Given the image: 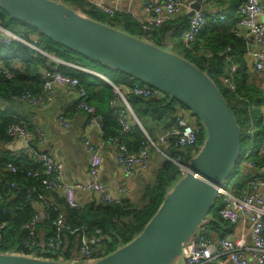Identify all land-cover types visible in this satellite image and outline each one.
Returning a JSON list of instances; mask_svg holds the SVG:
<instances>
[{
	"label": "trees",
	"instance_id": "obj_1",
	"mask_svg": "<svg viewBox=\"0 0 264 264\" xmlns=\"http://www.w3.org/2000/svg\"><path fill=\"white\" fill-rule=\"evenodd\" d=\"M240 1L220 0L219 2L222 5H225V3L227 5L228 3L225 8L220 10L224 14V21L204 28L189 48L183 47V54L172 51L183 56L202 71H205L219 90L220 85L223 87L224 91L220 90V92L234 112L236 121L241 129V135L243 127L248 135L252 132V129L255 130V134L251 139L253 143L251 153L255 154L256 152L258 155L259 143L264 132L261 124V107L264 103V97L250 81V73L244 59L245 48L243 40L237 38L231 31L238 20L237 9ZM60 2L72 7L80 14L136 37L138 36L135 31H139L154 41L164 43L166 32L174 29L171 35L173 46L179 43L176 39L180 35V29L188 26V16L181 15L165 22L160 28L153 29L150 33H144L136 19L129 13L116 10L114 13L109 14L96 8L86 0H60ZM101 17L116 22L118 26L102 20ZM48 41L49 44L47 46H39L43 51L65 62L99 72L121 90L135 83L134 80L136 79L118 69L84 57L52 40L48 39ZM155 45L159 46L158 44ZM226 56H230L232 63L236 66L232 78L235 91L227 89L220 80L222 76H226L230 67V63L225 60ZM85 61L99 64L102 66L103 71L90 68L84 63ZM0 63L13 73V77L10 79L0 74L1 101L12 103L13 99L19 98L24 93L33 95L39 93L43 84L41 72L43 69L56 65L58 71L77 77L86 89L88 94L87 101L94 105L96 111L102 117L103 138L106 140L108 137L117 136L120 133L114 108L110 106V100L115 97L113 88L103 78L75 67L56 63L51 58L41 53H35L30 48L17 42H12L8 45L0 43ZM138 82L142 84L141 81ZM124 94L141 126L154 141L175 123L179 113L177 103L186 107L163 92L159 97L150 98L126 92ZM75 106L76 102L69 106L66 112H70ZM13 123L23 125L21 118L16 117L10 107H6L3 110L0 109V141L11 139L6 134V130ZM26 128L29 129L28 127ZM194 131L197 137V144L201 146L205 139V131L199 120L198 126H194ZM121 140L130 150L135 151L146 138L140 127L136 125L130 132L122 134ZM199 145L187 149L186 154L174 152V150L178 149L171 146L160 145L159 148L169 157L186 164V161L188 162L191 157L189 152H198ZM151 155L155 159L160 154L152 149ZM7 162L16 164L19 171L16 174H12L4 170ZM253 162L256 167L262 166L264 165V158L260 162L255 160ZM0 167V222H6L2 230L0 246H6L7 249H18L23 254H28L27 251L30 249H26L22 245V240L26 235L24 226L35 214L37 203L41 202L42 206L41 204L40 206L44 213L40 223H44L49 228V233L45 236L44 241L56 235L57 229L53 222L58 217H61L64 223L71 228L68 231L62 229L61 233V236L67 241V246L60 254L67 261L73 256L83 237L94 239L92 246L98 249V254L95 258L105 256L119 246L128 243L142 231L145 224L157 211L166 192L182 176L178 166L163 156L159 161L156 159L151 170L149 169V176L141 184L138 195L133 201L125 198L105 204L92 200L76 209H72L65 204L63 197L57 192L45 190L41 184L40 177L27 175V171L38 169L37 164L28 162L23 156L14 158L13 156L2 154L0 155ZM247 176L248 174H244L243 179L247 178ZM9 182H14L17 187H11ZM244 185L243 182L237 188L239 192ZM31 201L35 203V207ZM47 201L51 202V204L47 205ZM208 221L209 228L217 232H221L227 226V223L219 218L218 208ZM39 246L41 247V243ZM39 249L38 247L33 249L36 251V257L49 259V256L42 253Z\"/></svg>",
	"mask_w": 264,
	"mask_h": 264
},
{
	"label": "built area",
	"instance_id": "obj_2",
	"mask_svg": "<svg viewBox=\"0 0 264 264\" xmlns=\"http://www.w3.org/2000/svg\"><path fill=\"white\" fill-rule=\"evenodd\" d=\"M55 1L60 2V0ZM86 1L100 10L112 14L117 10L116 6L120 0H110L109 7L94 0ZM194 1L143 0V13L136 18V21L144 33H150L153 29L160 28L167 21L181 15H187L190 5ZM214 1L218 8H205L204 11L194 10L191 16L187 15L188 26L183 34L184 47L189 48L197 35L208 25L224 21V14L220 12L224 7L220 6V0ZM237 13L238 20L231 31L237 38L243 40L245 61L255 72H262L264 71V0H241ZM28 37H21L0 25V43L6 45L12 42L21 43L35 53H41L51 58L56 63L80 68L43 51L38 46L39 39L33 37L31 33H28ZM225 60L230 63V67L226 76H222L220 80L222 85H225L227 89L235 91L232 78L236 66L232 63L230 56H226ZM0 74L8 79L13 77L12 71L8 70L1 63ZM41 79L43 82L41 91L34 95L30 93L22 94L19 97L22 103L27 105L49 103L54 97V85L73 88L77 93L76 107L88 115L87 126L89 128L97 127L99 130H102V117L95 107L87 101L88 94L86 89L77 77L58 71L56 65H54L43 69ZM111 85L115 97L110 100V106L114 108L120 133L117 136L108 137L106 141L115 147L116 161L122 167L124 174L131 175L136 167L147 170L150 165L151 150L154 149L157 153L175 163L181 175H184L186 164L169 157L159 147L160 145H165L175 149H190L197 145L194 127L189 123L185 115L178 113L175 123L154 141L141 126L124 92L150 98L159 97L162 95V91L138 82L132 86H126L124 90H121L113 83ZM57 120L61 126L68 125L67 119L62 115H59ZM261 124L264 129V111ZM136 125L140 127L146 140L142 141L135 151H132L121 140V136L130 132ZM6 134L12 139H21L24 144L21 152H14L11 156L14 158L23 156L28 162L38 165V169L27 171V175L40 177L43 188L61 195L69 208L76 209L80 206L76 197L78 190L91 193L95 197V200L101 203L110 204L118 200L107 192L100 181V151L96 145L91 143L87 134L84 135L82 141L89 154L88 174L92 180L88 184L76 185L68 184L64 181V164L41 148L44 137L39 128L34 127L33 130H30L20 123H13L8 126ZM258 154L264 156V132L259 143ZM245 166L248 168L256 167L254 162H249ZM256 168L262 171V176H250L240 192L238 190L233 192L228 191L223 185L217 188L215 199L220 201L218 216L223 222L237 226L240 229L238 236L235 238L224 236V234L210 229L209 221L204 219L194 234L182 246V254L186 264H264V193H262L264 190V165ZM5 170L16 174L19 168L13 162H7ZM9 185L17 187L14 182H9ZM114 185L117 193L121 196L129 194L130 189L128 185H125L120 180L115 181ZM33 205L35 207L34 202ZM35 208V214L24 226L26 235L22 240V245L30 250L39 248L41 243L40 239H38V225L43 218L44 212L41 213L38 206ZM53 224L56 226L57 233L41 244L43 246L41 252L48 256L61 257L60 253L67 246L66 239L61 236L62 229L68 231L71 228L64 223L61 217H58ZM5 225L6 222H0V243L2 240V230ZM93 242V238L83 237L81 244L75 251V257L91 259V261L95 260L98 249L92 246Z\"/></svg>",
	"mask_w": 264,
	"mask_h": 264
},
{
	"label": "water",
	"instance_id": "obj_3",
	"mask_svg": "<svg viewBox=\"0 0 264 264\" xmlns=\"http://www.w3.org/2000/svg\"><path fill=\"white\" fill-rule=\"evenodd\" d=\"M206 1L195 0L187 15L204 11ZM0 8L55 43L170 95L197 116L205 131V139L186 164L185 174L128 243L88 262L0 253V264H172L176 259L186 264L182 246L211 210L217 188L230 175L241 150V129L213 80L171 49L91 19L62 2L0 0ZM173 32L170 29L164 36L168 48L173 47Z\"/></svg>",
	"mask_w": 264,
	"mask_h": 264
},
{
	"label": "crops",
	"instance_id": "obj_4",
	"mask_svg": "<svg viewBox=\"0 0 264 264\" xmlns=\"http://www.w3.org/2000/svg\"><path fill=\"white\" fill-rule=\"evenodd\" d=\"M94 1L100 2L108 7L110 6V0ZM227 5L226 3L225 5H222L221 3L220 6L225 8ZM204 6L207 9L218 8L216 3H214V5L211 7L207 6V4L205 5L204 3ZM142 7L143 0H120L116 6V9L119 12L129 13L134 19H136L142 15ZM246 64L250 73V81L256 86V88L260 91V93H262V96L264 97V71L255 72L247 62ZM80 68V70L84 69L83 71L85 72L92 73L97 76L100 75L99 77L102 76L101 78L104 80L106 78H104L101 73L94 70L83 67ZM53 92V100L47 104L27 105L22 103L19 98H15L13 99L12 103L0 100V109L3 110L6 107H10L15 116L21 118V122L24 126L28 127L30 130H33L34 127H37L42 131L44 139L41 148L49 152L55 159L61 161L64 164L63 178L68 184H88L92 180L88 174L89 154L86 151L82 141L84 135L87 134L91 143L96 145L100 151V181L107 192L115 199L119 200L128 198L133 201L138 195L135 194V190H140L141 184L147 180V177L150 173L149 169L152 168V165L156 162L158 157L154 159L152 155L150 156V161L152 159L153 162L151 165H149L147 170H142L141 168L136 167L135 171L131 175H125L122 167H120L116 161L115 147L103 138L102 130H99L97 127L89 128L87 126L88 115L84 111L78 109L76 106L70 112H66V109L69 108V106L77 102L76 91L73 88L54 85ZM263 111L264 104L261 107L262 115ZM59 115H62L67 119V126H61L58 124L57 119ZM23 148V141L19 138H11L8 141H0V155L6 154L11 156L14 152H21ZM252 149L253 145L251 144L247 152L244 154L241 164L244 169V174H248V176H260L263 174L261 170H258L256 167L248 168L245 166L247 163L249 164V162H253L254 160L260 162L264 158L260 157L259 154L257 155L256 152L255 154L251 153ZM248 176L247 178L243 179L242 183L244 182V184H246ZM118 180L123 182L125 185H128L130 191L127 196H121L117 193L114 183ZM262 193H264V190ZM76 197L80 205L95 200V197L91 193L80 190L76 192ZM46 203L47 205L51 204L49 201ZM40 204L41 202L37 203V206L39 211L42 213V204L41 206ZM239 230L240 229L237 226L227 224V226L224 227V229H222L219 233L230 238H235L238 236ZM48 233V226L44 223H40L38 225V236L40 238L41 244L45 242L44 238ZM39 248V250L42 251L43 246ZM72 257H75V252L73 253Z\"/></svg>",
	"mask_w": 264,
	"mask_h": 264
},
{
	"label": "rangeland",
	"instance_id": "obj_5",
	"mask_svg": "<svg viewBox=\"0 0 264 264\" xmlns=\"http://www.w3.org/2000/svg\"><path fill=\"white\" fill-rule=\"evenodd\" d=\"M215 3L214 0L211 1H207L205 2V5L207 4V6H213ZM102 20L110 22L112 24H115L116 26H118V24L112 20H109L105 17H101ZM0 25H2L3 27L9 29L10 31L16 33L17 35L24 37V38H29L28 37V33H31L33 35V37H35L36 39H39V43L38 46L40 47H45L49 44L48 38L43 35L42 33L38 32L36 29H34L33 27H30L28 25L22 24L18 21L13 20L12 18H10V16L2 9L0 8ZM186 28L182 27L180 29V35L179 37L176 39L179 43H177L175 46L168 48L163 42L160 41H154L152 38H148L145 34L139 32V31H135V34L144 39L147 40V42H151L152 44H158L161 48H165V49H171L174 50L177 53L183 54L184 53V45H183V34L185 32ZM32 39V38H30ZM50 40V39H49ZM85 64H87L90 68H95V70H100L103 71L102 66H100L99 64H96L94 62L91 61H85ZM134 82H138L137 80H134ZM139 83V82H138ZM220 90L224 91L223 87L220 85ZM264 104V103H263ZM177 109L179 113H183L185 115V117L188 119L189 123L194 127V126H198V118L195 114H193L191 112V110L189 108H186L184 106H182L181 104L177 103ZM255 130L252 129V132L246 133L245 128L243 127V131H242V135H241V150H240V155L238 157V159L236 160L234 166L232 167V170L230 172V175L225 179V181L223 182V186L225 189H227L228 191H235L238 190L237 188L242 185V181H243V177H244V169L242 167V160L244 158V154L247 152L249 146L253 143L251 141V139L253 138L255 132ZM199 144H197L198 146ZM200 146V145H199ZM201 147V146H200ZM162 148V146H161ZM164 149V148H162ZM200 149V148H199ZM187 149H178V150H174V152L176 153H184L186 154ZM197 152H189V155L191 157H193ZM163 156H158L157 161H159L160 159H162ZM190 157V158H191ZM190 160V159H189ZM153 162V160L151 159L150 161V165ZM189 162V161H188ZM188 162L186 161V164H188ZM151 170V169H150ZM149 170V171H150ZM137 189L135 190V194H137ZM220 205V201L218 199H215L214 204L211 208V210L209 211V213L206 216V220H209L211 218V216L213 215L214 211L217 210V208ZM18 249H7L6 246H0V253H17L19 254H23L21 250ZM27 255L29 256H35L36 257V251L35 250H28L27 251ZM49 259L52 260H65L64 256L61 257H54V256H49ZM68 261L71 262H86V261H91V259H80L77 257H70V259H68ZM172 264H179V261L176 259L175 261L172 262Z\"/></svg>",
	"mask_w": 264,
	"mask_h": 264
}]
</instances>
